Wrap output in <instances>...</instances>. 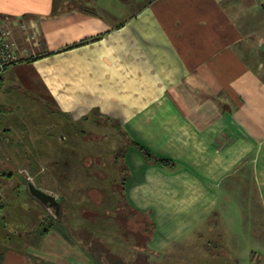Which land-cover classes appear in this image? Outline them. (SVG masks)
<instances>
[{
	"label": "crops",
	"instance_id": "obj_1",
	"mask_svg": "<svg viewBox=\"0 0 264 264\" xmlns=\"http://www.w3.org/2000/svg\"><path fill=\"white\" fill-rule=\"evenodd\" d=\"M260 1L0 0V17L11 20L21 51L0 76V91L15 90L65 122L95 124L105 130L94 132L99 138H115L117 127L125 139H110V153L90 164L49 152L75 203V166L84 179L90 167L87 173L98 179L113 174L108 190L99 182L82 186L79 206L66 201L63 207L55 198L68 233L55 226L40 234L45 212L26 191L18 226L5 211L3 192L0 264H123L137 250L131 226L138 217L148 223L139 233L149 253L189 235L224 238L229 247L249 239L264 251ZM21 126L19 133L31 138L34 132ZM133 143L174 166L147 161ZM21 160L31 165L24 154ZM5 167L13 168L10 159L0 160V171ZM10 185L24 191L10 177L1 182L4 189ZM68 207L79 213L71 222ZM123 233L134 246L125 255L118 245Z\"/></svg>",
	"mask_w": 264,
	"mask_h": 264
},
{
	"label": "rangeland",
	"instance_id": "obj_2",
	"mask_svg": "<svg viewBox=\"0 0 264 264\" xmlns=\"http://www.w3.org/2000/svg\"><path fill=\"white\" fill-rule=\"evenodd\" d=\"M0 20L4 21L7 26L11 25V20L7 18L0 17ZM20 53V49L17 48V60L21 59ZM0 104H5L10 108V111L0 114V139L3 142L0 143V160L4 162L10 159V163L13 167L12 169L5 167V173L1 171L0 193L2 197L0 206L2 205L4 192L6 204L5 211L8 212L9 215L12 214L14 216L18 226L22 225V218L24 217L19 204L25 202L26 192L29 193L28 184L30 183L43 192L54 196L56 199L63 200L64 203H61L63 207L68 205L71 206V204L73 206H79L81 204L80 201L82 199L79 196L82 195V186H84L83 191H85V189L89 187L97 186L99 182L108 190V187L112 184L111 178H113V174L107 175L103 179H98L96 176L89 174L91 171L87 173L89 169L94 170V167H90L86 170L87 172L85 174L87 179L85 178V180L83 177L85 175H83L81 167L75 166V168L79 170L76 171V176L77 192H80L74 197V200H78V202L75 203L76 201H72V194H68L65 190V179L59 178V174H54L53 169H55V167L50 165L53 157H50L49 152L53 151L60 153L61 158H67L77 163L87 161L90 164L95 156L99 157L104 156V153H110V151L105 148L108 146L110 139L112 141H114L115 138L116 140H120L119 138L125 140L117 127L115 131L119 137L113 130L107 129V132H113L116 137L114 138V136L110 134V138L106 134L109 138L105 136L99 138V133L94 134V132H105L104 129L97 128L95 124L89 122H65L60 116L53 114L50 107L43 106L38 101L30 100L15 90L9 92L0 91ZM95 118L96 120H100L97 119V117ZM20 125L34 132V134H31V138H29L25 132L19 133L18 127ZM89 130L90 132H88ZM89 135H96L99 137L96 138V141L92 139V141L89 142ZM61 136L64 138L61 139ZM38 142H40V144L42 143L41 145L39 144L41 147L34 148V145L37 146L35 143ZM11 152H15L16 154L12 155ZM23 154L24 160H28L31 165L23 167L21 162ZM19 156H21V158H19ZM63 168L64 166L61 164L59 170L62 171ZM9 177L12 178L14 184L18 186L17 188L23 185L22 189L24 191L21 192L20 188L16 189L14 187L13 190L16 191L14 192L11 185L10 188L6 186L4 189V187L1 186V182L6 181ZM55 188L57 189L56 191ZM107 190L102 192L104 197L108 194V192H106ZM41 204L45 216L48 215L52 220H55L57 217L55 209L42 202ZM96 210L97 209L93 208V215L97 214ZM67 211L70 222L72 221L71 214L74 217L79 216L75 208L70 209L68 207L66 212ZM63 215L65 217L66 213L62 212L61 215L59 209V217L55 220L57 223L56 227L61 232L68 233L67 231H70V229L69 226L68 230L67 226L63 225V221H65V218L62 217ZM19 218L20 220H18ZM230 219L233 228L237 229V217L231 216ZM147 225L148 223L145 219L138 217L136 228L131 226L137 244V250L134 252L132 240L124 239L126 235L123 233L121 241L118 242V245H121L120 251L123 255L129 251L133 252L131 257L123 256L121 258L124 262L123 264H264V251L258 247V243L256 244L254 241L245 239L240 242L233 241L231 242V247H229V245L225 243L224 238H213L211 240L210 235H189L178 242L172 243L167 249L159 253H149L144 249V238L142 234L139 233L141 227L144 228ZM72 227L73 226H70L71 229ZM94 227L97 226L95 225ZM134 229L136 230L134 231ZM146 236L147 235H145V237ZM110 243L113 244V242ZM259 251L261 252L259 258L252 255L253 252Z\"/></svg>",
	"mask_w": 264,
	"mask_h": 264
},
{
	"label": "built area",
	"instance_id": "obj_3",
	"mask_svg": "<svg viewBox=\"0 0 264 264\" xmlns=\"http://www.w3.org/2000/svg\"><path fill=\"white\" fill-rule=\"evenodd\" d=\"M260 8L264 14V0L260 1ZM17 57V47L12 40L11 32L7 24L0 20V76L7 70L9 66L17 61ZM1 197L2 196L0 193V204Z\"/></svg>",
	"mask_w": 264,
	"mask_h": 264
},
{
	"label": "trees",
	"instance_id": "obj_4",
	"mask_svg": "<svg viewBox=\"0 0 264 264\" xmlns=\"http://www.w3.org/2000/svg\"><path fill=\"white\" fill-rule=\"evenodd\" d=\"M8 111H10V108H8ZM5 112H7V109L2 104H0V114L5 113ZM133 146H134V148L138 149V151L143 155V157L149 162H157V163H160L161 165H163L165 167H169V168L174 166V164L170 160H167L164 158H158V157L154 156L150 151H148L144 147L138 145L137 143H133ZM56 216L57 217L55 218V220L58 219L59 214ZM55 220H52L51 217L46 215L45 220L42 222V224L40 226V234L45 233L51 227L57 226Z\"/></svg>",
	"mask_w": 264,
	"mask_h": 264
},
{
	"label": "water",
	"instance_id": "obj_5",
	"mask_svg": "<svg viewBox=\"0 0 264 264\" xmlns=\"http://www.w3.org/2000/svg\"><path fill=\"white\" fill-rule=\"evenodd\" d=\"M29 193L38 201L43 204H47L55 209L56 214L58 213V203L54 196L43 192L42 190L34 187L31 183L28 184Z\"/></svg>",
	"mask_w": 264,
	"mask_h": 264
}]
</instances>
